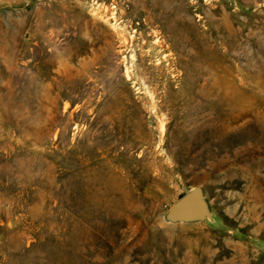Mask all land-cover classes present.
I'll use <instances>...</instances> for the list:
<instances>
[{"label":"rangeland","instance_id":"1","mask_svg":"<svg viewBox=\"0 0 264 264\" xmlns=\"http://www.w3.org/2000/svg\"><path fill=\"white\" fill-rule=\"evenodd\" d=\"M0 264H264V0H0Z\"/></svg>","mask_w":264,"mask_h":264},{"label":"water","instance_id":"2","mask_svg":"<svg viewBox=\"0 0 264 264\" xmlns=\"http://www.w3.org/2000/svg\"><path fill=\"white\" fill-rule=\"evenodd\" d=\"M210 215L209 205L200 187H195L171 208L168 219L171 221H191Z\"/></svg>","mask_w":264,"mask_h":264}]
</instances>
